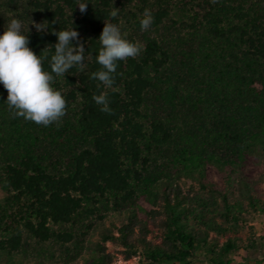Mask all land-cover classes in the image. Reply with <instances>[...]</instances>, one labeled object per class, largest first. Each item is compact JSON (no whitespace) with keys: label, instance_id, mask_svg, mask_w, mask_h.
<instances>
[{"label":"trees","instance_id":"trees-1","mask_svg":"<svg viewBox=\"0 0 264 264\" xmlns=\"http://www.w3.org/2000/svg\"><path fill=\"white\" fill-rule=\"evenodd\" d=\"M134 1L127 39L143 48L117 62L111 88L89 76L101 67L104 23L120 22V11L109 16L114 0H86L83 14L79 0L33 1L51 29L78 31L86 66L54 79L66 99L58 124L16 115L0 85V264H27L17 254L25 235L72 241L51 225L101 200L126 217L95 244L94 264L113 261L108 241L137 264H192L199 254L232 264L240 250L264 251V237L241 234L264 211V0L125 3ZM145 8L154 20L141 31ZM24 33L37 55L57 39ZM101 92L110 112L92 100Z\"/></svg>","mask_w":264,"mask_h":264},{"label":"clouds","instance_id":"clouds-1","mask_svg":"<svg viewBox=\"0 0 264 264\" xmlns=\"http://www.w3.org/2000/svg\"><path fill=\"white\" fill-rule=\"evenodd\" d=\"M88 4L86 0H79L76 6L83 14ZM118 12L119 9L112 8L109 16L115 18ZM153 20L151 11L145 8L139 21L141 31L149 29ZM52 23L55 24L56 20ZM31 24L37 32L51 31L57 38L56 42L47 45L37 55L29 47V37L24 33L22 20L10 19L7 28L0 34V85L7 91L6 103L16 115L44 126L58 124L66 113V99L52 84L55 77L65 78L70 69L85 68L84 45L74 27L56 31L47 21H31ZM98 41L101 47L95 59L101 67L92 72L89 79L98 80L105 88H111L115 84L117 62L136 57L143 45L127 39V33L122 32L120 25L110 22L104 23ZM49 48L52 49L50 57L47 56ZM46 58L50 71L44 68ZM92 100L100 106V111H111L105 92L94 94Z\"/></svg>","mask_w":264,"mask_h":264},{"label":"rangeland","instance_id":"rangeland-1","mask_svg":"<svg viewBox=\"0 0 264 264\" xmlns=\"http://www.w3.org/2000/svg\"><path fill=\"white\" fill-rule=\"evenodd\" d=\"M34 0H0V34L3 33L7 24L12 18H19L23 22V30H36L31 21L42 23L43 18L33 6ZM115 8L119 9L121 16L119 17V25L122 32L130 35L134 27V19L130 11H136L138 4L134 1L126 4L125 0H114ZM123 7V8H122ZM123 9H125L123 11ZM137 12V11H136ZM140 15V14H139ZM138 41V38L136 39ZM183 185L191 187L193 185L190 180H183ZM5 193L0 190V205L5 201ZM105 201L101 200L97 203L84 204V209L80 211L74 222L63 225H51L55 232H70L73 239L70 242L62 243L55 238L38 243L33 238L25 235L26 241L22 248L18 251V258L24 260L27 264H94L98 258V253L94 250L95 244L102 241V235L106 233L116 232L126 213H120L115 210L112 205L106 207ZM92 210L90 213L88 210ZM242 236L252 237L254 235L256 241L259 237H264V211H258L250 216L248 224L244 225L241 231ZM109 251L113 255V261L110 264H137L138 256L126 259L124 255L117 252L118 247L106 242ZM192 264H210L205 254L196 255ZM232 264H264V251L247 252L240 250L232 260Z\"/></svg>","mask_w":264,"mask_h":264}]
</instances>
